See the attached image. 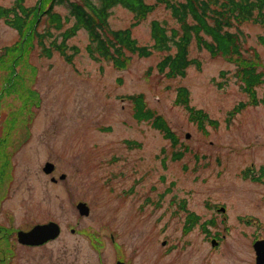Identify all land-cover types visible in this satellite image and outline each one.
Masks as SVG:
<instances>
[{"label":"rangeland","instance_id":"rangeland-1","mask_svg":"<svg viewBox=\"0 0 264 264\" xmlns=\"http://www.w3.org/2000/svg\"><path fill=\"white\" fill-rule=\"evenodd\" d=\"M15 1L0 0V8H11ZM37 1L23 5L31 8ZM70 10L67 2L54 8L63 19L61 30L47 16L35 26L41 34H52L46 48L53 50L52 42L60 43L61 32L74 25L73 18L66 20ZM6 20L0 18V146L6 144L10 163L0 171V221L21 230L47 220L62 227L60 238L48 247L17 246V264H46L49 256L67 264L70 257L77 262L76 255L84 257L82 264H91L93 235L116 237V246L133 253L135 264H253V249L238 222L249 214L264 218V205L258 203L264 187L254 181L253 170L264 164V24L246 22L238 30L241 60L254 61L263 79L252 103L237 76L242 61L213 56L196 39L188 57L198 65L191 64L183 77L168 78L157 67L176 53L172 42L170 52L154 49L149 58L127 53L130 59L119 70L89 56L90 39L82 28L67 42V54H74L71 63L55 50L46 56L35 39L28 59L15 66V52L6 61L4 49L20 35ZM132 21L133 14L121 6L111 10V29H126ZM154 21L169 37L174 30L181 34L170 11L160 5L133 29L139 45L153 46ZM178 88L188 90L190 106L213 124L205 122L200 129L190 120L176 102ZM140 94L177 144L151 122L134 119L129 98ZM47 163L54 166L51 173L44 171ZM81 203L88 215L79 213ZM221 206H226L224 213L215 210ZM190 213L200 220L184 235ZM211 219L217 229H230L214 245L203 230V222ZM113 251L108 241L105 252Z\"/></svg>","mask_w":264,"mask_h":264},{"label":"trees","instance_id":"trees-1","mask_svg":"<svg viewBox=\"0 0 264 264\" xmlns=\"http://www.w3.org/2000/svg\"><path fill=\"white\" fill-rule=\"evenodd\" d=\"M23 2L21 0V3H17L12 9L0 8L2 17H10L11 13L14 14L10 25L20 35V39L16 43L4 49L6 61H9V55L15 52V57L12 59L15 66L21 63L20 61L24 57L28 59L30 51L34 48L32 43L35 39L37 44L42 46L46 56H51L52 51L55 50L64 56L67 62L71 63L74 54H67V42L77 30L82 28L89 35L90 44L86 48L89 56L98 62L101 60L110 61L119 70L124 69L130 59L127 53L139 58H149L154 49L170 52V42H172L177 50L176 53L167 54L157 67L159 72L165 73L168 78L183 77L191 64L198 65V62L190 60L188 57V48L192 39H196L198 47L206 49L213 56L223 55L229 61L231 59L242 61L237 76L242 81L244 90L249 94L252 103L257 102L255 88L263 80L262 74L256 72L254 61L241 60L243 59L242 41L238 30L239 26L246 22L264 24V0H155L154 4H148L146 0H76L74 2L70 0H41V12L38 15H32L37 10L38 2L34 8H25L22 5ZM66 2L71 8L66 20L73 18L75 23L70 29L61 32L60 43L52 42L53 50L48 49L44 42L52 34L48 30L42 34L39 33L35 25L40 23L39 19L47 16L48 23L61 30L63 19L54 12V8ZM160 5L170 11L172 18L180 26L181 34L179 35L178 31L174 30L169 37L167 30L159 22L154 21L151 23L150 32L154 42L153 46H141L133 36V29L146 20ZM116 6H121L133 14V21L126 29L110 28L109 17L111 10ZM233 28L237 30L233 31ZM205 36L211 41L205 39ZM71 50L76 54L75 47H72ZM35 95L38 97L36 93ZM33 99H30V108L33 106ZM129 99L132 101L133 117L136 121L151 122L152 126L162 132L166 139L171 140L174 145L177 144L176 137L163 118L145 106L142 94L131 96ZM262 100L264 102V98ZM176 102L185 107L190 120L195 122L200 129L204 127L205 122L213 124L209 116L202 110H195L190 106L189 92L186 88H178ZM241 106L235 108L233 113H237ZM26 108L28 106L24 105V109ZM9 158L6 153V144L0 146V171L8 166Z\"/></svg>","mask_w":264,"mask_h":264},{"label":"flooded vegetation","instance_id":"flooded-vegetation-1","mask_svg":"<svg viewBox=\"0 0 264 264\" xmlns=\"http://www.w3.org/2000/svg\"><path fill=\"white\" fill-rule=\"evenodd\" d=\"M255 179L254 181L258 183L260 186L264 187V164L260 163L257 167L253 168ZM261 205H264V193H262L259 197V201ZM226 206H221L218 208H215V210L220 211V209H224ZM49 223H54L52 220H47L42 223H35L33 224L32 228H25L23 230L17 228H12V226H7L3 222L0 221V264H17L16 261V248L21 247L24 249H40L43 247H47L50 245V243H53L57 239H59V235L62 234V227L58 223L56 231L57 236L53 237L47 241L41 242L37 241V243H23L19 241L18 234L21 231L29 232L34 227L39 225H47ZM187 223V220L186 222ZM205 223L206 227L208 228L205 232L210 237V243L213 244V241L216 243L222 242L223 239L226 238V234L230 232L228 225H220L222 226V229H217V221L211 219L203 222ZM240 225V234L245 237L249 241V246L253 249V258L252 263L253 264H264V218L260 217L259 215H253L249 214L246 217L243 216L239 220ZM189 224V223H188ZM197 224V223H196ZM210 227L212 230H210ZM194 228V227H193ZM192 228V229H193ZM214 228V229H213ZM184 234L189 229H186V227H183ZM74 234H83L86 235L84 231L78 232L77 230H71ZM212 232V233H211ZM116 237H106L102 235H93L89 238V245L91 246V252L92 256L87 260L91 264H135L134 262V254L131 252H127V249L125 247H118L116 246ZM110 241L113 244V252L106 253V243ZM162 245L163 241L161 242ZM166 247H169V244L166 243L164 245ZM72 256V255H69ZM77 262L71 261V257L69 260H67V264H82L84 263V258L81 255H76ZM95 258V260H92V258ZM86 258V257H85ZM46 264H57L54 262V260L49 256L47 258Z\"/></svg>","mask_w":264,"mask_h":264},{"label":"water","instance_id":"water-1","mask_svg":"<svg viewBox=\"0 0 264 264\" xmlns=\"http://www.w3.org/2000/svg\"><path fill=\"white\" fill-rule=\"evenodd\" d=\"M53 169H54L53 164L47 163L44 168V171L46 173H51ZM78 209L81 215H87L89 213V209L86 206V204L83 203L79 204ZM54 228L56 227L55 225L52 224L44 227H36L28 234H21L20 241L24 243H33L34 241H37L40 238H42L41 241H46L47 239L55 237L57 235L56 234L57 232L53 233V231L55 230Z\"/></svg>","mask_w":264,"mask_h":264},{"label":"bare ground","instance_id":"bare-ground-1","mask_svg":"<svg viewBox=\"0 0 264 264\" xmlns=\"http://www.w3.org/2000/svg\"><path fill=\"white\" fill-rule=\"evenodd\" d=\"M39 235V234H38Z\"/></svg>","mask_w":264,"mask_h":264}]
</instances>
